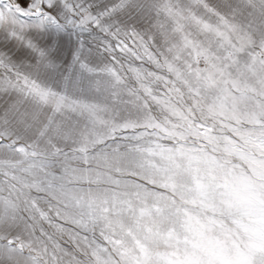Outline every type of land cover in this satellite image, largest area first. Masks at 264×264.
Returning a JSON list of instances; mask_svg holds the SVG:
<instances>
[{
  "label": "snow or ice",
  "instance_id": "obj_1",
  "mask_svg": "<svg viewBox=\"0 0 264 264\" xmlns=\"http://www.w3.org/2000/svg\"><path fill=\"white\" fill-rule=\"evenodd\" d=\"M0 264H264V0H0Z\"/></svg>",
  "mask_w": 264,
  "mask_h": 264
}]
</instances>
